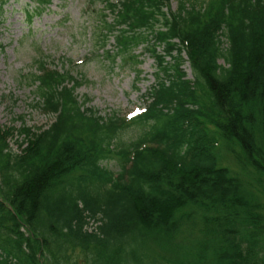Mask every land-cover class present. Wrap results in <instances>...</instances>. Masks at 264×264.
<instances>
[{"label":"trees","instance_id":"obj_1","mask_svg":"<svg viewBox=\"0 0 264 264\" xmlns=\"http://www.w3.org/2000/svg\"><path fill=\"white\" fill-rule=\"evenodd\" d=\"M87 1L96 52L137 69L145 49L155 84L103 118L85 76L37 58L23 79L54 122L18 131L20 152L0 127V264H264V0Z\"/></svg>","mask_w":264,"mask_h":264},{"label":"rangeland","instance_id":"obj_2","mask_svg":"<svg viewBox=\"0 0 264 264\" xmlns=\"http://www.w3.org/2000/svg\"><path fill=\"white\" fill-rule=\"evenodd\" d=\"M38 2L0 0V127L16 131L10 141L14 152H20L18 135L21 129L45 128L54 122L35 107L36 90L23 79L35 73L39 56L48 58L49 63L59 69L71 65L65 69L74 70L79 80L85 76L87 82L77 89V95L80 101L90 100V108L103 118L113 113L127 118L142 109L141 97L150 91L158 73L156 61L143 48L136 52L140 61L139 77L133 65H125L121 59L112 63L96 52L93 17L95 10H102L101 5L93 8L87 0H52L41 14L29 19L28 11L35 9ZM170 7L176 10L178 0H171ZM114 46L112 38L107 48L113 50ZM185 60L184 70L188 78L193 79L189 60ZM137 136L138 132L133 130L124 138L131 142ZM102 165L114 173H118L121 166L115 155ZM226 165L234 167L231 159ZM98 225L90 222L88 230L94 231Z\"/></svg>","mask_w":264,"mask_h":264}]
</instances>
